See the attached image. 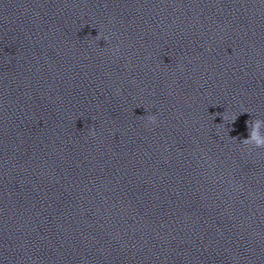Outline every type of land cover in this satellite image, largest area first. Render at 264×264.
I'll return each instance as SVG.
<instances>
[{"label":"clouds","instance_id":"1","mask_svg":"<svg viewBox=\"0 0 264 264\" xmlns=\"http://www.w3.org/2000/svg\"><path fill=\"white\" fill-rule=\"evenodd\" d=\"M149 122L154 123L155 122V117L154 116H148L147 117ZM234 122V121H233ZM262 121L257 120L253 126V130L249 133V136L247 140L245 141L246 143L248 142H255V146L257 148H264V137H261L259 134V127Z\"/></svg>","mask_w":264,"mask_h":264}]
</instances>
